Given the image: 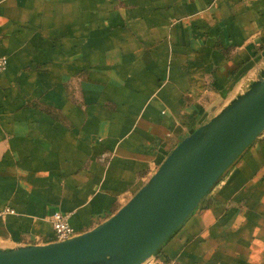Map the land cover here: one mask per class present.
I'll return each instance as SVG.
<instances>
[{"label": "crops", "instance_id": "1", "mask_svg": "<svg viewBox=\"0 0 264 264\" xmlns=\"http://www.w3.org/2000/svg\"><path fill=\"white\" fill-rule=\"evenodd\" d=\"M0 245L100 224L264 68V0H0ZM142 264H264V130Z\"/></svg>", "mask_w": 264, "mask_h": 264}, {"label": "water", "instance_id": "2", "mask_svg": "<svg viewBox=\"0 0 264 264\" xmlns=\"http://www.w3.org/2000/svg\"><path fill=\"white\" fill-rule=\"evenodd\" d=\"M264 130V68L243 92L184 136L115 213L63 241L0 245V264H142Z\"/></svg>", "mask_w": 264, "mask_h": 264}, {"label": "built area", "instance_id": "3", "mask_svg": "<svg viewBox=\"0 0 264 264\" xmlns=\"http://www.w3.org/2000/svg\"><path fill=\"white\" fill-rule=\"evenodd\" d=\"M6 66L7 57L5 55H1L0 72H2ZM68 216V213H63L57 210L49 216L53 228V241H63L77 235L68 222Z\"/></svg>", "mask_w": 264, "mask_h": 264}]
</instances>
